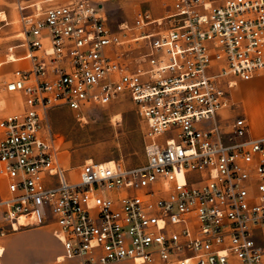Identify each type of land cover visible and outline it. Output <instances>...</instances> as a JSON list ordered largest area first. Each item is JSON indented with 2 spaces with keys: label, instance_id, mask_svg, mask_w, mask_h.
<instances>
[{
  "label": "built area",
  "instance_id": "1",
  "mask_svg": "<svg viewBox=\"0 0 264 264\" xmlns=\"http://www.w3.org/2000/svg\"><path fill=\"white\" fill-rule=\"evenodd\" d=\"M16 9L26 65L3 86L21 107L0 117V237L51 225L79 264H264V136L233 97L264 74V0H172L116 28L93 0ZM126 97L145 162L67 164L51 109Z\"/></svg>",
  "mask_w": 264,
  "mask_h": 264
},
{
  "label": "rangeland",
  "instance_id": "2",
  "mask_svg": "<svg viewBox=\"0 0 264 264\" xmlns=\"http://www.w3.org/2000/svg\"><path fill=\"white\" fill-rule=\"evenodd\" d=\"M17 1L0 0V62H4L3 71L0 74V117L21 107L19 97L3 91L4 81L12 71L16 67L26 65L22 60L8 61L10 53L20 57L25 54L27 48L19 34L20 21L16 9ZM93 1L104 6L109 22L114 28L122 22L133 23L140 11L148 13L152 18H161L171 11L172 3V0ZM2 11L7 14V20H1ZM246 87L250 95L256 93L254 81L246 83ZM117 114H119V118H116ZM49 118L53 130L59 137L61 156L71 166H80L89 160H123L127 165L132 166L145 162L144 125L136 113L133 102L128 97L106 107L92 108L84 117H77L67 107H55L51 109ZM49 245L54 250L55 246L51 242ZM23 252L25 257L30 259V264H46L45 260H39L35 248L29 247ZM1 259L2 257H0V264H2ZM56 264L79 263L77 259H66L64 262ZM111 264L135 263L121 261Z\"/></svg>",
  "mask_w": 264,
  "mask_h": 264
},
{
  "label": "crops",
  "instance_id": "3",
  "mask_svg": "<svg viewBox=\"0 0 264 264\" xmlns=\"http://www.w3.org/2000/svg\"><path fill=\"white\" fill-rule=\"evenodd\" d=\"M254 81L256 93L250 95L246 83ZM233 97L242 102L243 112L250 123L253 136H264V74L249 81H239L233 89ZM49 242L55 247L50 248ZM0 254L2 264H30L24 249L33 247L37 250L39 260L46 264L62 263L65 250L62 242L52 232L51 225L21 229L0 237Z\"/></svg>",
  "mask_w": 264,
  "mask_h": 264
},
{
  "label": "bare ground",
  "instance_id": "4",
  "mask_svg": "<svg viewBox=\"0 0 264 264\" xmlns=\"http://www.w3.org/2000/svg\"><path fill=\"white\" fill-rule=\"evenodd\" d=\"M1 15H2V16H1V20H2V21L8 19L7 14L4 13L3 11L1 12ZM14 22H16V21H14ZM14 22H13V23H14ZM8 58H9L8 61H14V60H17V59H18V57H16V55H15L14 53H10ZM8 61H7V62H8ZM116 118H119V114L116 115ZM89 161H92V160H89ZM2 251H3V248L0 246V254L2 253ZM60 258H61L60 260L63 259V257H60Z\"/></svg>",
  "mask_w": 264,
  "mask_h": 264
}]
</instances>
